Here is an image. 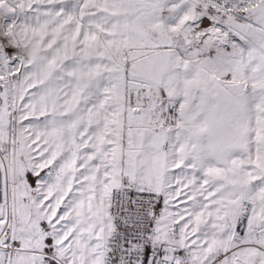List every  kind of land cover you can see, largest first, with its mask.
<instances>
[{
    "label": "snow or ice",
    "instance_id": "1",
    "mask_svg": "<svg viewBox=\"0 0 264 264\" xmlns=\"http://www.w3.org/2000/svg\"><path fill=\"white\" fill-rule=\"evenodd\" d=\"M0 264H264V0H0Z\"/></svg>",
    "mask_w": 264,
    "mask_h": 264
}]
</instances>
